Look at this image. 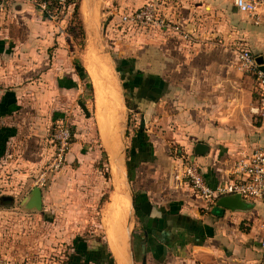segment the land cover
Masks as SVG:
<instances>
[{
	"label": "crops",
	"instance_id": "crops-1",
	"mask_svg": "<svg viewBox=\"0 0 264 264\" xmlns=\"http://www.w3.org/2000/svg\"><path fill=\"white\" fill-rule=\"evenodd\" d=\"M150 1L188 37L158 26L132 27L113 38L117 60L95 57L89 47L77 54L76 48L83 51L97 39L100 24L121 27L123 13ZM72 8L56 16L29 0H5L0 6V217L45 220V203L68 202L57 194L55 180L67 172L72 198H80L74 202L87 205L81 217L98 220L99 231H88L102 237L74 242L70 264L263 262L264 204L247 198L249 209L231 211L201 201L183 178L178 155H195V145L204 143L207 149L196 159L213 187L227 179L237 157L264 149V122L250 110L258 96L255 81L236 61L240 49L264 60V7L250 15L233 0H79L84 35L72 21ZM97 58L111 81L108 86L98 77L104 102L97 99L89 70ZM121 60L123 78L116 70ZM129 116L135 120L131 127ZM61 119L72 123L74 138L62 169L41 184L53 150L52 131ZM100 158L109 165L111 200L101 197ZM118 165L117 189L123 192L121 180L131 183L126 196L113 193ZM81 182L96 193L76 196ZM33 186L41 189V208L23 210ZM96 203L101 205L95 215ZM111 216L116 253L108 239ZM48 228L47 242H55L56 228ZM7 248L0 249V264H15L17 251Z\"/></svg>",
	"mask_w": 264,
	"mask_h": 264
},
{
	"label": "built area",
	"instance_id": "built-area-1",
	"mask_svg": "<svg viewBox=\"0 0 264 264\" xmlns=\"http://www.w3.org/2000/svg\"><path fill=\"white\" fill-rule=\"evenodd\" d=\"M39 10L52 14L56 11V6L51 4V0H29ZM64 0H57L62 3ZM5 0H0V6ZM236 8L250 15L257 14L258 9L264 7V0H233ZM53 15V14H52ZM120 23L133 25L139 29L158 26L160 28L171 29L180 33L183 37H188L183 27L171 23L160 13L158 3L150 1L123 13L119 17ZM258 55L251 53L247 49H240L237 52V65L240 69L249 72L255 81L257 98L250 108L253 115L264 122V66L257 63ZM74 138V128L67 119L57 122L52 131L53 150L42 167L40 183L43 184L48 174H54L62 169L66 163V156L70 150ZM178 157L183 163L182 173L190 188L199 196L201 201L212 205L224 195L240 193L245 199L260 201L264 204V149L257 148L249 154L237 157L231 164L227 179L215 186H210L201 170L200 164L193 155L180 153ZM264 247V237L260 240ZM252 264H262L254 262Z\"/></svg>",
	"mask_w": 264,
	"mask_h": 264
},
{
	"label": "rangeland",
	"instance_id": "rangeland-1",
	"mask_svg": "<svg viewBox=\"0 0 264 264\" xmlns=\"http://www.w3.org/2000/svg\"><path fill=\"white\" fill-rule=\"evenodd\" d=\"M121 27H123L122 30H120ZM121 27H118V25H116V27H111L112 28L111 30L109 27L108 29L103 28L102 24H100L99 34L97 36V39L96 40L94 39L91 42H89L86 45V47L83 49V51H81L80 48H76L77 54L84 55V53L86 52V48L89 47L90 48L89 51L94 53L95 57H96L95 54H97L106 57L110 56L109 57L110 59L114 57L117 60L118 56H116V53L113 50V38L116 36V33H118L119 31L122 35L128 34V27L124 24H122ZM77 32H79L78 29ZM96 41H98L99 45L96 43ZM92 53H90V57ZM94 63H99L100 68L102 66L101 69H103V72L101 76L102 78H104V81H106L107 84L108 81H110L109 74H107V67L105 66V64L103 65V62L101 61L99 62L94 61ZM91 66L92 63L89 64V70H90V74L91 75L93 74L92 80L94 83V73L92 72ZM92 68H95L94 64ZM109 83H111V81ZM100 100L103 102L105 100L108 101L107 96L105 98H100ZM133 123H135V120L132 119L131 116H129L128 127H131ZM136 123L138 126L139 120H137ZM132 129L127 130L126 135L128 137ZM126 146H129V139L126 141ZM99 165H100L99 169L101 171L100 173H96V176L99 178L97 180L99 184L103 183L105 185L104 188H100L101 189L100 192L102 194L101 197H105L108 198V200H111L112 198L111 192L113 190V187L111 185L110 178L112 177H110L109 165L104 160V158L103 159L100 158ZM66 173L67 172L58 175L59 177L57 176L58 178H56L55 180L57 181V185L60 187L58 189L57 194H59V196L66 198L68 202H66V204L64 203L57 204L56 205L57 211L54 210V208H56L54 204H52L51 207H49V203L48 204L45 203L44 206L46 208L45 211L47 213V216H45L46 218L45 220H39L36 223V221L34 220L29 221L28 219H25L26 216L25 217L22 216L24 218H21L20 216L19 217L13 216L15 218L11 217L9 219L0 217V249L1 248L4 249V247H8L7 249L10 250L14 249L15 252L17 251V253L14 255L16 258L15 264H18L19 262L22 263L26 262L27 258L29 257H32L30 264H70L69 260L71 256V247L72 244L76 245V243L74 242L77 241L83 242L87 240L96 241L95 238H99V239L102 238L101 235H99V232H97L98 234H94V236H91L90 232L88 231L90 227H92L91 230H94L95 227H98V231H99L100 229L99 226L98 225L96 226V222L98 220L95 219V221H91V220L83 219L81 217V213L82 214L85 213L86 210V209L83 210L82 208L87 205L82 206V204H77V202H74V201H78L77 199L80 198L73 200L72 198L73 193L71 192L73 189L70 187L73 184H71V178L67 176ZM103 179H105L106 181H103ZM94 182H96V179H94ZM121 182H122L121 184L122 191L125 193V195H128L129 194L128 190L132 189L130 188L131 183L128 181L129 185H127V183L124 180H121ZM83 185L85 186L86 184L81 182L79 187L80 189L79 188L75 189L76 196L78 197L83 196L87 198L93 196L96 193L95 190H92V187L88 186V188L85 189ZM42 188L46 189V186H42ZM100 192L97 191V194H100ZM46 195H49V192ZM100 205L101 203H96L91 208V211L93 212L95 211V215H96V211L98 212V208ZM122 205H124L123 202ZM1 210L4 209H1L0 207V211ZM19 210L15 209V211H19ZM105 222L107 223V219H105ZM110 224H112V221L110 222ZM49 226L56 228L57 234H56L55 242H52V240L50 243L47 242L48 241L47 234H48ZM41 242L42 244L44 243L46 244L41 245L40 244ZM72 254L75 255V252H73ZM1 255L2 254H0V256ZM105 264H108V262H106Z\"/></svg>",
	"mask_w": 264,
	"mask_h": 264
},
{
	"label": "water",
	"instance_id": "water-1",
	"mask_svg": "<svg viewBox=\"0 0 264 264\" xmlns=\"http://www.w3.org/2000/svg\"><path fill=\"white\" fill-rule=\"evenodd\" d=\"M257 63L263 64L264 60L262 56H258ZM264 68V66L262 67ZM82 109L85 111L84 107ZM86 112V111H85ZM207 147L204 143L198 142L195 145L194 153L195 155H201L206 151ZM215 204L217 207L222 209H228L231 211L234 210H247L251 207V204L240 194L233 193L219 197ZM41 189L39 186H33L26 197L23 199L21 206L23 209L31 210L36 209L39 210L41 208ZM128 246L131 253L129 237H128ZM264 264V261L262 262Z\"/></svg>",
	"mask_w": 264,
	"mask_h": 264
},
{
	"label": "bare ground",
	"instance_id": "bare-ground-1",
	"mask_svg": "<svg viewBox=\"0 0 264 264\" xmlns=\"http://www.w3.org/2000/svg\"><path fill=\"white\" fill-rule=\"evenodd\" d=\"M95 58V57H94ZM95 61L97 62H99L100 61V59L99 58H97V59H95ZM94 66H95V68H92V72L94 73V87H95V91H96V93H97V99L99 100V101H101L100 100V96H101V85H100V83H99V81H98V77H99V75H100V78H101V74H102V72H103V69H101L102 68V66H101V68H100V65H99V63H95L94 64ZM93 75V74H92ZM91 75V76H92ZM107 85L108 86H110V83H109V81H108V83H107ZM111 96V95H110ZM99 103H102V102H99ZM100 105V104H99ZM105 109V108H104ZM102 111V110H101ZM100 111V112H101ZM104 113V112H103ZM100 117H101V113H100ZM102 122V121H101ZM108 122H109V120H108ZM104 124H102V126H103ZM107 137V136H106ZM105 138V137H104ZM108 138V137H107ZM121 172V168L119 167V165H118V167H117V169H116V171L114 172V173H112V176H113V182H114V192L113 193H115V194H118V195H121V196H126L125 195V193L124 192H121V191H119L118 189H117V187H116V180L119 178V173ZM120 175H121V173H120ZM124 199H125V201H127V199L124 197ZM121 201L124 203V201H123V199H121ZM111 221H112V224H110L111 226H110V229H107V230H109L110 232H109V241H110V244H111V247H112V249H113V251L116 253V249H115V247H114V243H113V241H115V238H116V236H115V234H114V232L116 231V226H115V223H114V220H113V218H112V216H111ZM109 225V224H108Z\"/></svg>",
	"mask_w": 264,
	"mask_h": 264
},
{
	"label": "trees",
	"instance_id": "trees-1",
	"mask_svg": "<svg viewBox=\"0 0 264 264\" xmlns=\"http://www.w3.org/2000/svg\"><path fill=\"white\" fill-rule=\"evenodd\" d=\"M78 3H79V0H64L62 3H58L57 0H51V4L56 6V11H53L52 14L58 16L62 13V11H65L66 8L71 5L73 8H72V21L75 22V25L77 26L79 32L81 33V35H84V32H83V29L81 27V25L79 24V21H78ZM61 11V12H60ZM60 12V13H59ZM128 28H132L133 25H126ZM134 28V27H133ZM126 66V63L124 60H121L120 62H118V65H116V70L120 72V76L123 78V67ZM124 86H126V88H129L128 85L124 84ZM142 150H145L144 147L142 146ZM195 158H196V155H193ZM201 167V166H200ZM128 169L130 170V165L128 163ZM202 170V169H201ZM130 174V173H129ZM129 177H131L129 175ZM105 197H103L104 199ZM133 203V201H132ZM81 243H84L81 241ZM82 245V244H80ZM76 258V257H75ZM76 260V261H75ZM77 258L74 259V262H77ZM76 264V263H74Z\"/></svg>",
	"mask_w": 264,
	"mask_h": 264
}]
</instances>
